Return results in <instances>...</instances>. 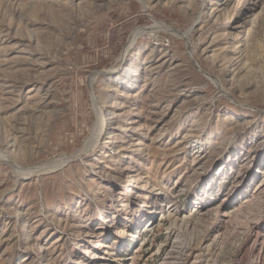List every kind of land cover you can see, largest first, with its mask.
Segmentation results:
<instances>
[{
  "label": "rangeland",
  "instance_id": "1",
  "mask_svg": "<svg viewBox=\"0 0 264 264\" xmlns=\"http://www.w3.org/2000/svg\"><path fill=\"white\" fill-rule=\"evenodd\" d=\"M0 264H264V0H0Z\"/></svg>",
  "mask_w": 264,
  "mask_h": 264
},
{
  "label": "bare ground",
  "instance_id": "2",
  "mask_svg": "<svg viewBox=\"0 0 264 264\" xmlns=\"http://www.w3.org/2000/svg\"><path fill=\"white\" fill-rule=\"evenodd\" d=\"M119 117V116H118ZM112 118V117H111ZM66 161V160H65ZM65 161H63V162H61V163H59V165L61 164H63ZM50 166V165H43V167H38V168H34V170L33 171H29V172H27V173H25V174H22V175H26V176H30V175H37V174H40V173H43L44 171H45V169H47L48 167ZM59 167V166H58ZM19 174V173H18ZM21 175V174H20ZM18 176V175H17ZM20 178V177H19Z\"/></svg>",
  "mask_w": 264,
  "mask_h": 264
}]
</instances>
